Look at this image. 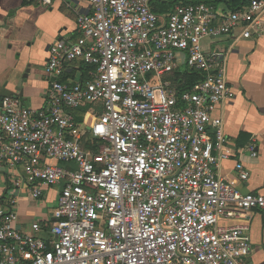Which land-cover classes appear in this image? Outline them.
Listing matches in <instances>:
<instances>
[{"label":"built area","instance_id":"1","mask_svg":"<svg viewBox=\"0 0 264 264\" xmlns=\"http://www.w3.org/2000/svg\"><path fill=\"white\" fill-rule=\"evenodd\" d=\"M167 1L90 0L79 38L49 51L46 104L0 101V165L19 171L14 185L33 200L61 188L52 221L29 232L17 227L15 196L0 203V264H251L248 224L223 222L264 211V192L238 190L249 179L240 162L236 180L219 174L230 155L214 113L235 94L226 55L203 42L263 37L264 0L226 14L203 3L153 12ZM77 61L97 68L90 79L59 81ZM182 66L202 75L184 91ZM89 105L100 113L78 121Z\"/></svg>","mask_w":264,"mask_h":264},{"label":"crops","instance_id":"2","mask_svg":"<svg viewBox=\"0 0 264 264\" xmlns=\"http://www.w3.org/2000/svg\"><path fill=\"white\" fill-rule=\"evenodd\" d=\"M217 8L223 14L230 12L224 3ZM91 13L90 0H55L51 7H43L36 0H0V101L12 96L22 107L41 109L50 86L45 67L52 45L59 40H77L78 18ZM238 36L237 32L203 42L206 53L217 51L226 55L227 80L235 94L232 100L219 104L214 113L224 121L230 155L219 174L226 180H236L235 165L240 162L249 179L239 183L238 190L243 194L259 193L264 192V36L259 39ZM178 59L184 63V54H178ZM83 67L80 61L72 63L61 79L85 82ZM99 111L100 107H93L90 112ZM250 147L255 149L254 157ZM19 178L18 170L11 173L0 165V203L15 196L17 227L23 232H29L36 221L48 225L61 188L48 189L43 199L33 200L27 190L14 185L13 180ZM243 223L249 226L252 243L250 263L264 264V211H249L233 221L223 222Z\"/></svg>","mask_w":264,"mask_h":264},{"label":"trees","instance_id":"3","mask_svg":"<svg viewBox=\"0 0 264 264\" xmlns=\"http://www.w3.org/2000/svg\"><path fill=\"white\" fill-rule=\"evenodd\" d=\"M207 4L217 7L221 3H224L230 11H237L243 6L247 4V0H169L167 2H155L152 5V10L156 14L167 17L178 5L184 4V5H196V4ZM83 73L84 76H86L85 81L89 80V73L95 72L96 67L95 66H89L85 63H83ZM70 77V74H69ZM68 79V77H65L63 79H59V81L65 82ZM202 80V75L199 72L191 71L188 69H182L178 70L174 75V82L178 85V88L182 91L190 89L195 85L196 83L200 82ZM93 109L92 106H85L80 109V112L77 114V120L82 121V116H84L87 112H90ZM100 111L97 113L99 114Z\"/></svg>","mask_w":264,"mask_h":264},{"label":"water","instance_id":"4","mask_svg":"<svg viewBox=\"0 0 264 264\" xmlns=\"http://www.w3.org/2000/svg\"><path fill=\"white\" fill-rule=\"evenodd\" d=\"M25 78H27V76H25L24 79H25ZM21 84H22V82H21ZM20 88H21V87H20Z\"/></svg>","mask_w":264,"mask_h":264}]
</instances>
